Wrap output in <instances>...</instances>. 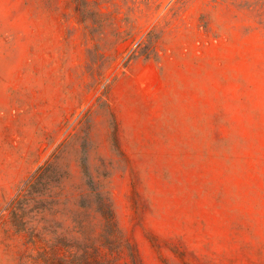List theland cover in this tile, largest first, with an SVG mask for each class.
Masks as SVG:
<instances>
[{
  "label": "rangeland",
  "instance_id": "374dc122",
  "mask_svg": "<svg viewBox=\"0 0 264 264\" xmlns=\"http://www.w3.org/2000/svg\"><path fill=\"white\" fill-rule=\"evenodd\" d=\"M0 264H264V0H0Z\"/></svg>",
  "mask_w": 264,
  "mask_h": 264
},
{
  "label": "trees",
  "instance_id": "16d2710c",
  "mask_svg": "<svg viewBox=\"0 0 264 264\" xmlns=\"http://www.w3.org/2000/svg\"><path fill=\"white\" fill-rule=\"evenodd\" d=\"M43 170V166H39L38 169L33 173V175L31 176V178L26 182L24 189L22 190V192L27 191L30 187H33L40 179L43 175H41V171ZM20 193L18 196L24 194V193Z\"/></svg>",
  "mask_w": 264,
  "mask_h": 264
}]
</instances>
